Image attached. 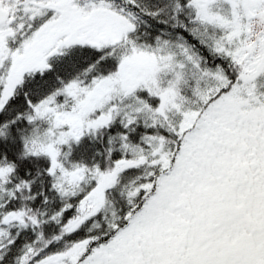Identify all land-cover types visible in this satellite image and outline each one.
Returning <instances> with one entry per match:
<instances>
[{
	"label": "snow or ice",
	"instance_id": "obj_1",
	"mask_svg": "<svg viewBox=\"0 0 264 264\" xmlns=\"http://www.w3.org/2000/svg\"><path fill=\"white\" fill-rule=\"evenodd\" d=\"M0 264H264V0H0Z\"/></svg>",
	"mask_w": 264,
	"mask_h": 264
}]
</instances>
